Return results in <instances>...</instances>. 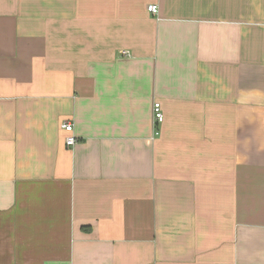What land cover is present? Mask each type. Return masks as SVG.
Returning <instances> with one entry per match:
<instances>
[{"label": "crops", "instance_id": "1", "mask_svg": "<svg viewBox=\"0 0 264 264\" xmlns=\"http://www.w3.org/2000/svg\"><path fill=\"white\" fill-rule=\"evenodd\" d=\"M0 264H264V0H0Z\"/></svg>", "mask_w": 264, "mask_h": 264}, {"label": "built area", "instance_id": "2", "mask_svg": "<svg viewBox=\"0 0 264 264\" xmlns=\"http://www.w3.org/2000/svg\"><path fill=\"white\" fill-rule=\"evenodd\" d=\"M158 5L156 3H150L147 5V11L154 15L157 16L158 15ZM125 55H128L127 52H124ZM153 122L155 125H158L160 123L163 122L164 119V114L163 111L161 109L160 103L154 102L153 104ZM61 129H63L64 131H66L67 133H69L66 138H65V144L67 146H73L76 143V137L74 136L73 132V123H71L70 121H63L60 124ZM158 134V132H155V135Z\"/></svg>", "mask_w": 264, "mask_h": 264}]
</instances>
